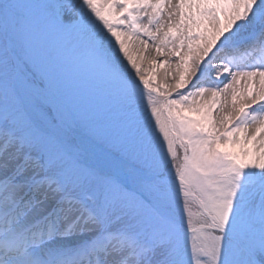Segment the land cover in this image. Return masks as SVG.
I'll use <instances>...</instances> for the list:
<instances>
[{
    "label": "snow or ice",
    "instance_id": "1",
    "mask_svg": "<svg viewBox=\"0 0 264 264\" xmlns=\"http://www.w3.org/2000/svg\"><path fill=\"white\" fill-rule=\"evenodd\" d=\"M0 264H264V0H0Z\"/></svg>",
    "mask_w": 264,
    "mask_h": 264
}]
</instances>
